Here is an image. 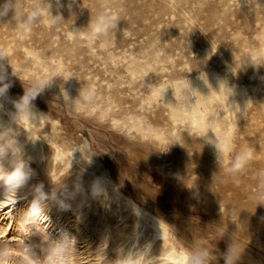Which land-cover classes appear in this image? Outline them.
Instances as JSON below:
<instances>
[{
	"label": "rangeland",
	"instance_id": "rangeland-1",
	"mask_svg": "<svg viewBox=\"0 0 264 264\" xmlns=\"http://www.w3.org/2000/svg\"><path fill=\"white\" fill-rule=\"evenodd\" d=\"M256 1L8 0L5 11L0 0V70L8 91L19 100L43 82L32 101L40 120L34 133L0 105V148L7 153L0 164L10 168L19 150L33 173L19 190L13 226L0 232V257L12 234L16 247L41 257L56 240L55 221L75 239L72 264H130L121 258L133 256L150 264L161 256L146 258L144 243L129 253L119 232L136 215L135 204L165 225L177 252L203 248L211 264H225L235 243L242 251L236 264H264V109L248 105L229 136L231 99L241 102L247 91L220 96L210 107L196 92L182 96L198 116L221 123L226 147L219 154L197 125L173 120L168 101L173 81L197 78L205 67L223 69L215 50L233 45L237 30L252 53L240 68L249 73L239 69L233 86L249 81L264 93V6ZM34 7L43 17L30 20ZM51 140L67 153L56 157ZM96 180L105 183L99 197L91 192ZM41 184L70 207L49 199V227L32 224L25 233L20 223ZM9 259L20 263L21 255Z\"/></svg>",
	"mask_w": 264,
	"mask_h": 264
},
{
	"label": "bare ground",
	"instance_id": "bare-ground-1",
	"mask_svg": "<svg viewBox=\"0 0 264 264\" xmlns=\"http://www.w3.org/2000/svg\"><path fill=\"white\" fill-rule=\"evenodd\" d=\"M256 3H262L264 6V0L256 1ZM261 20H263V22L260 31V37L264 41V15L262 16ZM233 36L235 41L233 45H230L228 48H225V46L222 48L219 45V47H217L215 50L218 54V61L222 62L224 65L222 70L217 69L216 65V68L205 67L204 71L197 78L183 79L179 82L173 81V83H170L173 87V90L169 92L170 94L168 97L170 114L173 120H187L197 125V127L202 130L203 136L209 139L210 147L212 148L213 152L215 151L219 154H222L226 147V143L221 137L224 133L221 123L216 118L207 120L203 116H198L197 110L187 102H181L180 98L193 91L199 94L201 102L205 106L210 107L209 105H211V103L220 96L224 99H227L235 96V94H241L243 91H247L245 93H249V95L244 93L240 99L241 102H237L236 99H231L232 121L230 128L226 130L227 135L231 133L233 125L237 123L238 116L248 105H252L254 108H258V110L264 109V97H261V95L264 93L255 92L254 84L250 85L248 84L249 81H246L242 88H236L233 86V84L236 83V79L233 75L240 73V71L243 72V69H240L242 68V63L243 61L248 60L250 54L252 53V48L249 46L248 41L242 36L241 30H237L235 33H233ZM207 53L205 54L206 56H208ZM212 58L214 57L212 56ZM209 59L211 58L209 57ZM219 70L220 72H218ZM245 71L246 68L243 74L249 73L247 71L246 73ZM157 89L158 88H155L154 90ZM186 100L189 101L188 98H186ZM17 101L19 100L7 90L6 94L2 96V100H0V105L10 115L11 119L24 120V126L29 130V133H34L32 125H38V121H40L38 119L39 113L31 110L29 113V118L27 115L20 114L15 108V102ZM51 142L55 145L56 157L67 153V150L63 148V145H61V148L59 144L55 143L54 140H51ZM216 144H219L221 150L216 148ZM9 169V167H2L0 168V173ZM100 183L103 187L105 186L104 182ZM5 195L6 190L2 189L0 191V219L4 221V224L0 226V232L4 233V236L6 235L5 232L8 227L11 228L16 220L15 211L21 207V197H19L20 194H18L17 197H5ZM16 199L17 202L14 203ZM131 208L136 215H134L133 218L129 220V222H125V224L119 228V232L127 235L126 237L129 239V253L133 251L135 247L144 243V253L146 254V258H158V256H161L159 260L152 261L150 264H174L175 261L186 257L184 252H177L176 250H173L175 249L174 241L170 237L165 225L159 219L155 218L153 215L135 204H132ZM46 215L47 216L42 217V220H46L43 222L42 226L49 227L52 218L47 213ZM53 224H55L53 231L56 234V239H58L62 231H67L69 233V230L62 224L56 223L55 221ZM39 225H41V223L34 224L35 228ZM6 240L12 241V243L9 246L4 245V247H2V252L4 255L0 257L1 264H31L32 261H34L27 249L22 250L19 247H16L19 241V238H17L16 235L12 234V236ZM34 241H36L38 245L42 247L44 246L45 240L40 235H35ZM14 254L21 255V259L19 261L20 263H16L15 261H12V259H9Z\"/></svg>",
	"mask_w": 264,
	"mask_h": 264
},
{
	"label": "clouds",
	"instance_id": "clouds-1",
	"mask_svg": "<svg viewBox=\"0 0 264 264\" xmlns=\"http://www.w3.org/2000/svg\"><path fill=\"white\" fill-rule=\"evenodd\" d=\"M3 7L4 10L7 11L9 7L8 0H5ZM37 17H43L41 7H34V10L31 12L30 20ZM97 23L103 24L104 21L101 19L98 20ZM92 26L93 23L90 21L88 27ZM6 81V71L0 70V96H4L10 87V84ZM42 84L43 82L41 85L34 86L31 91L26 92L19 99V101L15 102V108L20 114L27 115L29 118V113L33 108L32 101L37 96L39 87L42 86ZM215 146L218 150H221L219 144H216ZM18 151L19 150H16V152L13 153V155L16 156V159L11 162L10 169L0 173V189L6 190L5 197H17L19 190L28 183L33 175L32 170L17 155ZM6 154V149L0 148V161L6 157ZM2 167L3 165L0 164V168ZM91 192L94 197H99L105 194V189L99 181H96L92 185ZM49 199L55 201L62 210L70 207V205L57 195V192L46 193L43 190V185H38L34 189L33 198L20 223V228L22 230H26L24 231L25 233L28 232L30 225L36 223L43 224V222L46 221L42 220V217L47 216L45 203ZM16 202L17 199L14 203ZM74 242L75 239L70 233L62 231L58 239L51 243V245L47 248V251L41 257L33 258L38 259L40 264H72V250ZM241 253L242 251L237 250L235 243L231 244L223 257L225 264H236L241 256ZM209 257L210 252L208 250L199 248L188 252L185 258L175 261L174 264H211ZM121 259L130 261V264H145L144 259L141 261L140 257L137 256L131 257L130 260L127 257H122Z\"/></svg>",
	"mask_w": 264,
	"mask_h": 264
}]
</instances>
